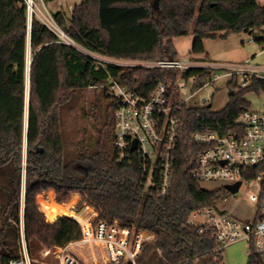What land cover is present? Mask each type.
Returning a JSON list of instances; mask_svg holds the SVG:
<instances>
[{"label": "trees", "instance_id": "1", "mask_svg": "<svg viewBox=\"0 0 264 264\" xmlns=\"http://www.w3.org/2000/svg\"><path fill=\"white\" fill-rule=\"evenodd\" d=\"M28 17L25 0H0V264L18 257L17 231L9 220L19 222L22 189L25 242L32 258L38 259L42 248L82 240L74 219L61 216L47 222L38 202L52 191L60 204L77 191V207L92 206L97 213L94 221L109 225L117 221L154 235L135 257L137 264H223L224 248H219L212 232L188 223L194 212L213 207L228 195L224 189L206 191L190 176L201 149L190 135L202 120L231 124L250 108L245 96L264 91V81L253 78L246 88L237 86L235 79L229 81L228 102L220 111H211L210 102L182 109L171 189L159 197L142 187L136 162L117 161L115 102L107 95L106 84L114 79L148 97L160 85L173 91L179 71L96 65L88 55L60 42L34 14L28 70ZM52 17L88 52L118 60H164L177 59L173 40L179 37L193 34L190 53L203 55L205 39L261 29L264 5L255 0H84L73 8L69 26L62 13ZM181 75L199 76L197 91L211 72L192 68ZM86 89H99L104 95L105 118L100 121L96 104L91 106V133L67 149L62 110ZM249 244L246 264H264L263 252Z\"/></svg>", "mask_w": 264, "mask_h": 264}, {"label": "built area", "instance_id": "2", "mask_svg": "<svg viewBox=\"0 0 264 264\" xmlns=\"http://www.w3.org/2000/svg\"><path fill=\"white\" fill-rule=\"evenodd\" d=\"M25 1L29 16L34 13L58 37L60 42L88 55L96 65L113 64L122 67L164 68L179 71L173 91L168 92L164 86L160 85L148 97L128 89L114 79L106 84L107 95L115 102L114 147L117 161L136 162L143 177L142 187L146 192L153 191L159 197L167 196L171 189L182 109L184 107L202 108L210 102L208 98H204L200 106H189L187 102L194 98L195 92L211 85L220 77L215 70L227 71L224 75L229 77V81L238 75L239 80H236L235 84L241 88L249 86L253 78L264 81V68L252 67L249 61L238 65H223L207 59L198 61L118 60L88 52L64 33L51 13L46 9L37 13L33 9V1L32 5L30 0ZM192 68L211 72L210 77L197 91L194 90V86L199 82L200 77L184 78L181 75L182 72ZM189 83H191V91L187 97L182 98L180 93L187 90ZM190 139L201 148L195 165L189 172L190 176L200 184L203 182L220 184L216 190L240 182L236 193L228 192L232 196H236L243 185L255 189L254 193L248 195L249 201L255 206V214L251 220L234 217L227 210L218 208L220 202L226 201L227 198H224L213 207L194 212L188 223L192 226H200L202 228L200 231L203 229L211 231L219 248L246 240L248 243H253L257 252H262L264 239V113L249 108L235 118L231 124L225 126L210 125L202 120L190 135ZM21 210H23V205ZM198 218L201 222H198ZM108 226L107 223L101 221L95 230L91 229L94 241L101 243L106 250L105 264H117L122 259H126L129 264H137L135 257L141 252L143 245L154 240L153 234L134 226L124 227L123 231ZM107 230H110V234ZM121 234L122 237L118 239L117 237ZM19 236L18 257L9 260L8 264H32L22 225L19 228ZM105 237L109 238L105 239ZM68 246L70 248V244ZM50 254L55 256L58 264H89L74 251L66 248L55 247L52 250H44L41 255L47 257Z\"/></svg>", "mask_w": 264, "mask_h": 264}, {"label": "rangeland", "instance_id": "3", "mask_svg": "<svg viewBox=\"0 0 264 264\" xmlns=\"http://www.w3.org/2000/svg\"><path fill=\"white\" fill-rule=\"evenodd\" d=\"M259 5H264V0H255ZM33 9L38 13L44 10V7L40 0H33ZM49 7V6H48ZM34 13H32L33 15ZM35 15V14H34ZM31 18V16H29ZM28 17V18H29ZM264 35V27L255 30L253 33L242 32L240 34H232L226 39H205L204 50L205 54L209 56L210 61L216 62L223 65H238L249 61V65L252 67L264 68V41H253L261 38ZM264 37V36H263ZM194 35L189 34L188 36L179 37L173 40V46L177 54V59L181 61H190L201 59L200 55H192L190 53ZM203 59V58H202ZM28 59L27 61H29ZM216 74L220 77L211 83V85L195 92L194 98L189 100L187 104L189 106H200L201 101L204 98H208L211 103V111H220L228 102L229 89L227 83L229 77L224 75L227 71L215 70ZM241 78V76H240ZM239 80V76L235 78V81ZM191 91V83L188 84L187 90L182 91L180 96L185 98ZM245 100L249 103V107L252 110L264 113V91L250 92L245 96ZM70 107H65L62 110V121H63V132L66 139V148L71 149L73 144L79 140L84 133L87 135L91 133V121L90 117L94 114L92 107L96 104L98 108V116L100 121L105 118V107L107 100L99 89H86L82 92L75 94V99L70 103ZM25 150V146H24ZM24 153V152H23ZM24 169V167H23ZM23 176V175H22ZM220 184L214 182H203L200 184L201 188L206 191H214ZM23 188V187H22ZM255 189L249 188L248 185H243L236 196H232L228 193L225 202H220L218 208L225 209L230 212L234 217L239 219L251 220L255 214V206L249 201L248 195L254 193ZM19 222L16 223L9 220V223L16 228L17 231V245L20 244L19 228L21 225L24 228L23 222V211H24V190L22 189L19 198ZM80 195L79 192H73L69 196L68 200L57 204L55 202V196L53 192L43 193L39 198V206L41 210L46 213V221L52 222L56 217L64 216V211L69 209L71 212L79 214L82 213L86 207H90L95 213L89 219L90 229L95 230L101 221H94L97 217V213L92 206L83 203L77 207ZM23 205V210L21 207ZM67 217V216H66ZM74 218L73 216H68ZM201 222L200 218L197 219ZM76 221V220H75ZM92 221V222H91ZM77 222V221H76ZM103 222V221H102ZM78 223V222H77ZM115 221L108 227L114 228L115 230H122L123 226H118ZM79 224V223H78ZM83 233V239L81 241L71 243L63 249L74 251L84 262L89 264H105V258L107 257L106 250L101 243L93 242L91 245L82 244L85 240L83 227L79 224ZM118 228V229H117ZM110 234V230H107ZM25 237V235H24ZM93 237V235H92ZM122 234L117 237L120 239ZM109 237H105L108 239ZM263 259H264V239H263ZM249 243L246 240H240L234 243H230L224 246L223 250V264H246L247 263V252L249 250ZM53 248H42L39 252V258L35 259L30 257L35 264H58L53 254L43 257L44 250H52ZM29 255V253H28ZM96 261V262H94ZM33 264V263H32ZM108 264V263H107ZM117 264H128L126 259L120 260Z\"/></svg>", "mask_w": 264, "mask_h": 264}, {"label": "crops", "instance_id": "4", "mask_svg": "<svg viewBox=\"0 0 264 264\" xmlns=\"http://www.w3.org/2000/svg\"><path fill=\"white\" fill-rule=\"evenodd\" d=\"M41 1V0H40ZM82 2H84V0H54L53 2L44 4L42 1V5L46 8L49 13L53 14V13H62L64 16V20H65V24L67 26L70 25V20H71V14L73 11V8L76 5L81 4ZM49 6V7H48ZM202 58H207L209 59V56L206 54L200 55ZM201 58V59H202ZM246 220V219H245ZM263 252V250H262Z\"/></svg>", "mask_w": 264, "mask_h": 264}, {"label": "bare ground", "instance_id": "5", "mask_svg": "<svg viewBox=\"0 0 264 264\" xmlns=\"http://www.w3.org/2000/svg\"><path fill=\"white\" fill-rule=\"evenodd\" d=\"M32 1L33 0H30L31 5H32ZM28 59H30L29 49L27 51V60ZM63 214L64 216H67V217L68 216L75 217V220L83 227L85 240L83 241L82 244L91 245L93 242H95L94 238L92 237V231L88 224L90 217L95 215V213L93 212V210H91L90 207H86L85 210L79 214L73 213L69 209H66ZM95 243H98V242H95Z\"/></svg>", "mask_w": 264, "mask_h": 264}, {"label": "water", "instance_id": "6", "mask_svg": "<svg viewBox=\"0 0 264 264\" xmlns=\"http://www.w3.org/2000/svg\"><path fill=\"white\" fill-rule=\"evenodd\" d=\"M30 20H31V18L29 17L28 18V39H27L28 40V49H29V43H30V38H29V36H30ZM29 67H30V60L28 61V70H29ZM27 80L29 81V75L27 77ZM208 107H210V105ZM132 148L134 149V146ZM239 186H240V182H237L234 185L224 186V190H226L227 192H229L231 194H234L237 192Z\"/></svg>", "mask_w": 264, "mask_h": 264}]
</instances>
